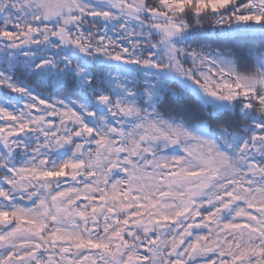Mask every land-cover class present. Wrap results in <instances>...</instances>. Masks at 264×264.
Wrapping results in <instances>:
<instances>
[{
  "label": "snow or ice",
  "instance_id": "obj_1",
  "mask_svg": "<svg viewBox=\"0 0 264 264\" xmlns=\"http://www.w3.org/2000/svg\"><path fill=\"white\" fill-rule=\"evenodd\" d=\"M0 264H264V0H0Z\"/></svg>",
  "mask_w": 264,
  "mask_h": 264
}]
</instances>
